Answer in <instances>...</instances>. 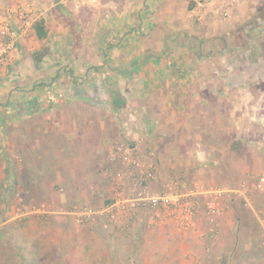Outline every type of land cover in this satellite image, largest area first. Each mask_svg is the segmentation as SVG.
<instances>
[{
    "label": "crops",
    "instance_id": "obj_1",
    "mask_svg": "<svg viewBox=\"0 0 264 264\" xmlns=\"http://www.w3.org/2000/svg\"><path fill=\"white\" fill-rule=\"evenodd\" d=\"M22 1L36 4L38 8L35 7L34 20L45 19L47 28L54 31V44L57 45L56 42L63 39L66 30L59 13L54 9H47L48 0H0V20L7 19ZM191 1L194 7L190 8L188 6ZM201 2L202 0L106 2L99 10L103 9L107 14L108 24L105 26L112 37L124 36L132 30L136 31L134 34L143 32L150 35L137 42L140 46L132 52L128 51L126 56H113L111 60L108 56H96L99 59L97 62H101L104 65L102 69L106 70L102 88L98 89L92 87V77L87 72L93 63H97L92 62V48L89 45L80 43L81 48L79 44L71 60L84 68L79 75L84 74L82 81L85 84L64 86L60 68L69 61L67 57L57 50L54 51L55 55L42 54L41 47L47 44L48 39L40 42L32 29L21 40L18 51L11 56L8 65L0 66V151L5 149L7 152V159L11 161L8 168H11L25 202L31 201L39 191H43L45 187L41 180L44 181L47 175H53L57 181L54 185L59 184L60 190L53 192V195L63 199V202L67 201V207H103L113 197V182L106 176V169L110 166L107 148L115 133H120V128L114 126L120 111L141 119L142 131H132V137L142 144L152 145L150 151L145 153L146 156L142 149L139 153L143 161L153 165L162 182H171L170 176L167 179L163 176L175 173L176 168L185 175L195 171H212L216 175L215 169L223 165L221 156L231 161L232 166H227L226 163L225 168H241L243 162L247 163V168L255 165L258 151H253L252 147L259 139L250 130L251 124H254L251 118L253 107L249 102L242 101L247 95L244 89L236 85L226 88L222 84V76L214 77L210 72L187 71V62L179 69L174 66L177 70L169 71L174 63H178V59H181V63L184 60L181 56L163 51L166 42L161 26L157 25L159 16L164 14L167 17L164 30L181 33L182 37L183 33H200L202 37L211 38L244 22L254 10L247 0H236L234 8L224 17L217 4H209V8L203 11L199 8ZM90 14L92 15V9L83 12V16ZM195 15L200 20L209 17L207 26L194 25L192 18ZM72 33L73 36L77 34L76 31ZM175 34L173 45L185 46L182 38ZM133 40L138 41V38ZM56 45L53 46L55 49ZM85 51L87 54L83 55L82 52ZM99 51L106 52V48L101 46ZM107 64L111 68L109 71ZM53 81L55 82L51 86ZM93 93L99 97H92ZM246 106L249 107L248 110ZM40 129L44 138L33 134ZM57 130L60 133L57 134ZM168 135L172 137L170 141L178 145H175L174 150L164 152L162 144L169 141ZM54 138L57 144L49 150L43 147L46 139L50 141ZM260 141L264 143V137ZM235 142L243 143L247 150L242 153L232 152L230 146ZM194 144L199 147V155L190 152ZM48 155L52 162L47 160ZM262 155L258 163L260 170H264V154ZM180 157L182 159H178ZM1 159L0 154V161ZM175 160H180L179 166ZM249 160L251 162L248 165ZM5 168L6 165L1 162L0 178ZM120 170L126 171V168L120 166ZM235 172L232 170L230 174ZM52 180L50 179L51 182ZM63 191L66 193H62ZM71 193L73 195L70 196ZM65 196H68L67 200L64 199ZM38 201H42L40 206H45L46 203H51V197L46 196ZM261 207L264 208V204ZM227 210L230 226L225 221L226 224L216 223V227L211 229L215 228L214 232H219L222 237L226 235L230 239L234 238L231 245L233 251L236 246L240 247L237 241H241L242 235L250 236V239H256L257 242L264 239L259 230L264 219L253 214L256 210L242 214L237 205H231ZM147 214L149 213H144L143 216L146 217ZM71 215L66 220L72 219L75 226H91L80 225L75 216ZM213 218L216 222H222L218 216ZM139 220H145L142 225L150 221L147 217ZM259 243L264 247V242ZM237 252L240 253V250ZM234 257L236 258L235 253ZM251 262L253 261L248 264Z\"/></svg>",
    "mask_w": 264,
    "mask_h": 264
},
{
    "label": "rangeland",
    "instance_id": "obj_2",
    "mask_svg": "<svg viewBox=\"0 0 264 264\" xmlns=\"http://www.w3.org/2000/svg\"><path fill=\"white\" fill-rule=\"evenodd\" d=\"M247 1L253 6L254 10L246 20L240 24H236L232 29L211 38L202 37L200 33L194 35L183 33L182 37L181 33L175 34V32L163 29L167 23V17L164 14L159 16L160 20L157 19L159 21V23L157 21V25L161 26L166 42L163 51L174 56H181L183 57L182 60H184L181 63L179 62L181 59H178V63L180 64L174 63L169 68V71H175L177 69L173 68L174 66L180 68L182 64L187 62V71L210 72L214 77L222 76V84L226 88L232 85L243 88L247 95L245 96L246 99L244 98L242 101L249 102L253 107L251 118L254 124H251L250 130L259 139L258 143L252 147L253 151H258L255 165L252 168H247L245 166L247 163L244 164L243 162L241 168L230 169L227 166H232L231 161L227 157L221 156L220 161H222L223 165L215 169L216 175H213L212 171H204L205 173L195 171L194 173L185 175L178 168H176L177 171L175 173L162 175L166 179L170 176V180L176 178L175 180L179 182L183 192L199 193L196 201L200 204V210L189 227L179 224V213L173 215L166 211L162 212V214H159V212H146L149 214L145 216L150 221L145 225H142L145 220H139L146 218L143 216L144 213H141L129 230H126V227L122 226L118 228L100 226L101 229L92 226L87 227V225L84 227L75 226L72 219L66 220V217L71 215L73 211H76L77 207H67V201L63 202V199H59L60 197L57 198L56 195H53V192L60 190L59 184L54 185L57 181L52 174V176L47 175L44 181L41 180V184L44 183L45 187L43 191H39L42 195L38 193L31 201L25 202L26 199L22 197L23 192L18 190L12 170L8 168L11 161L7 159V152L4 149L0 151L3 158L0 163L3 162L6 165L0 178V232L3 228H6L11 230L12 234L20 239V242L27 241V253L35 255L39 264H248L250 261L253 262L249 264H264V247L259 243L261 241L264 242V239L257 242L256 239H250V236L242 235L240 237L241 241L236 240L240 247L237 248L236 246L235 251H233L231 245L234 238L230 239L226 235L222 237L219 235V232H214L215 228L211 229L212 227H216V223H225V221L230 226L228 222L229 218L226 215L227 209L231 205L239 206L240 213L242 214L249 211L252 213L253 210H256L253 214L255 216H262L261 218L264 219V208L261 207L264 204V182L263 186L259 187L260 180L264 178V170H260L258 167L259 160L263 156L262 154H264V143L260 141L264 137V58L261 55V53L264 54V13L262 10H259V6L264 3V0ZM47 2V9H54L59 13L58 15L63 20L66 34H64L61 41L57 40L59 43L56 42V45L54 44V31L51 32L49 29L48 42L42 45L41 50L42 54L46 55H55L54 51L57 50L58 53L69 60L67 63L62 64L60 68L61 82L64 86L85 84L82 81L84 80V74L79 75L84 68L71 62L73 53H76L80 43L83 42L85 46L89 45L90 49L92 48V62H97L99 59L96 56H108L110 60L113 56L117 58L126 56L128 51L132 52V50L140 46L137 45V42L139 43L140 40L146 39L150 35L143 32H140L141 34L139 35L134 34L136 31L134 32L133 30L124 36L112 37L108 33L105 26L108 24L107 14L102 11L103 9L99 10V8L103 7L106 2L119 3L120 0H103L99 6L85 8L79 12H73L61 7L65 12L64 14L57 5L59 0H48ZM21 3L23 1L17 5L19 6ZM30 3L33 4L34 2L30 1ZM209 4H217L218 8L220 7L218 2L212 3L202 0L201 7L199 8L205 11L209 8ZM34 6L37 7L36 4ZM191 6L192 1L188 7L191 8ZM91 9L92 15L83 16V12ZM93 11H95V14ZM224 17H227V15ZM208 21L209 17H206V20H200L197 15L192 18V22L196 26H207ZM74 31L77 32V38L73 36L72 32ZM174 34L182 38V44H186L188 47L186 45L174 46L172 43ZM223 36L228 37V39L231 38V41H229L232 45L237 42L233 49L225 50L222 47L221 41ZM133 38H138V41L134 42ZM102 40L106 41L103 42ZM201 42L205 46L200 49L201 51L197 52ZM54 45H56V49L53 47ZM101 46L106 48V52L102 53L99 51ZM79 47L81 48V44ZM82 54L86 55L87 53L85 51ZM93 54H95V58ZM103 67L104 65L101 62H97L95 65L93 63L92 67L87 70L88 75L92 77V87L94 89L102 88L106 73V70L102 69ZM108 68L107 71L111 70L110 65ZM51 79L53 78L51 77ZM76 79H79V81ZM54 82H51L50 85L52 86ZM120 85H122L121 82ZM96 96L99 97V95L93 93L92 97L97 98ZM100 97L102 98V95ZM248 108L246 106L247 110ZM130 115L127 112L120 111L117 119H115L114 126L117 129L120 128V133H115L116 136L114 135L112 141H110L111 144L109 143L107 148L108 160L112 147L116 142L132 144L133 147L137 148L136 152L139 155L140 149L143 150L141 151L145 155L152 148L150 143L142 144L137 141L138 139H133L132 131H142L140 130L142 127L140 125L141 119L135 115L132 117ZM127 123L129 125L126 126ZM56 133L60 132L57 130ZM33 134L38 137H45L41 129L40 131L37 130L36 133L34 131ZM168 139L169 141L162 144V151L164 152H167L169 149L174 150L178 145L170 141L172 139L170 135H168ZM55 144H57L56 138L50 141L46 139L43 147L49 150ZM243 146L246 147L244 144ZM196 148L198 149L195 150ZM245 150L247 148H243V151ZM190 152H196L199 155V147L194 144ZM188 153L187 151V156ZM47 160L52 162L50 157ZM178 161L175 160L177 166H179ZM201 162H204V160ZM250 162L249 160L248 165ZM226 163L228 164L225 168L224 165ZM120 166L122 165L113 167L120 169ZM232 170L236 172L230 174ZM243 170H246L244 171L245 173ZM50 179H53L52 182ZM217 190L224 191V194L221 199L215 201L218 208L217 213L211 214L206 206L208 201L214 200L215 195L213 192ZM202 192H204V195L200 194ZM62 193L65 194L66 192L63 191ZM43 194L44 197H51V203L40 206L39 204L42 201L40 202L38 199L44 198ZM67 197L65 196L64 199L67 200ZM82 207L78 208L81 209ZM40 208L42 212L36 213ZM23 216L31 218L23 220ZM41 216H44L45 219H41ZM214 216L221 218L219 221L222 222H216L213 218ZM259 227V230L264 235V222ZM45 228L51 234V239H44L42 247H33L32 245H36V243L43 239L39 232ZM209 232L211 235H209ZM31 247L34 248L33 251H31ZM244 248L247 249L244 250ZM238 249L240 253L237 252ZM9 251V248H6L4 242L0 240V264H27L18 255H14ZM234 253L236 258L234 257Z\"/></svg>",
    "mask_w": 264,
    "mask_h": 264
},
{
    "label": "built area",
    "instance_id": "obj_3",
    "mask_svg": "<svg viewBox=\"0 0 264 264\" xmlns=\"http://www.w3.org/2000/svg\"><path fill=\"white\" fill-rule=\"evenodd\" d=\"M103 0H59L57 5L79 12L85 8H94ZM218 2L223 16H228L236 4V0H205ZM35 6L32 3H21L11 15L0 20V66L8 65L11 56L18 51L21 40L28 35L36 20L33 14ZM38 12V11H37ZM132 144L116 142L109 155L110 166L106 176L110 177L113 186V197L101 208L91 206L77 208L72 214L80 225L91 226H122L129 227L141 213L164 212L180 214L181 225L190 226L198 215L200 204L197 202L199 193L183 192L176 180L162 182L153 165L143 161L141 155ZM125 166L126 171L113 166ZM264 178L259 187L263 186ZM204 192L200 193L202 195ZM214 200L207 203V210L216 214L217 203L224 191H214ZM41 213V208L37 210Z\"/></svg>",
    "mask_w": 264,
    "mask_h": 264
},
{
    "label": "trees",
    "instance_id": "obj_4",
    "mask_svg": "<svg viewBox=\"0 0 264 264\" xmlns=\"http://www.w3.org/2000/svg\"><path fill=\"white\" fill-rule=\"evenodd\" d=\"M59 8L61 9L62 6L58 5ZM259 10L264 13V3L261 4L259 6ZM64 8V7H62ZM61 11L63 12L64 10L61 9ZM264 16V15H263ZM32 30L35 31L36 36L38 38L39 41H44L49 37V29L47 28L46 25V21L44 18H40L38 20H36L32 26ZM231 38L228 39V37H224L222 38V47L225 50H230L233 49L236 45V43L234 45L230 44ZM205 44L203 42H201L198 46L197 50H200L201 48H204ZM201 51V50H200ZM261 55H263L262 57L264 58V54L261 53ZM243 144L241 142H236L234 144H232L231 146V151L234 153H242L243 152ZM41 219H45L44 216H41ZM31 217H27V216H23L22 219L26 220ZM43 221V220H42ZM114 228H118V226H115ZM46 232V233H45ZM42 236L43 239H41V241H39L38 243H36V245H32L33 247H42L44 244V239H49L51 236L50 233L47 232L46 228L45 229H41L39 232ZM51 239V238H50ZM0 240H2L4 242V244L6 245V248H9V252H12L14 255H18L20 258H22L23 262H26L27 264H39L38 259L35 255L31 254V253H27V247H28V242H20V239H18L15 235L12 234L11 230L3 228L2 231L0 232ZM9 242V243H8ZM34 248L31 247V251H33ZM29 254V256H28ZM15 258V257H14Z\"/></svg>",
    "mask_w": 264,
    "mask_h": 264
}]
</instances>
